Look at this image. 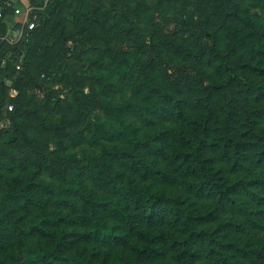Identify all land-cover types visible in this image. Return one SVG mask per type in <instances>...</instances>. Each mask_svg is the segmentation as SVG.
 <instances>
[{"label": "trees", "instance_id": "obj_1", "mask_svg": "<svg viewBox=\"0 0 264 264\" xmlns=\"http://www.w3.org/2000/svg\"><path fill=\"white\" fill-rule=\"evenodd\" d=\"M130 1L31 0L41 8L37 25L25 32L24 25L20 42L9 46L5 19L14 2L0 0V121L12 103L10 130L0 138L13 146L18 131L32 146L23 116L33 114L36 129L53 132L58 146L65 135L92 150L66 161L44 157L25 172L11 148H0V264H264V4L260 14L216 0L213 10L202 8L209 64L192 65L194 85L152 76L154 52L131 82L138 56L126 44L142 16ZM166 1L188 26L190 0ZM69 41L102 51L93 64L114 65L120 80L118 91L100 93L97 102L82 92L73 97L87 119L73 133L63 130L64 119L45 126L38 110L56 102L66 58L48 49ZM164 45L184 62L198 61L194 45Z\"/></svg>", "mask_w": 264, "mask_h": 264}, {"label": "rangeland", "instance_id": "obj_2", "mask_svg": "<svg viewBox=\"0 0 264 264\" xmlns=\"http://www.w3.org/2000/svg\"><path fill=\"white\" fill-rule=\"evenodd\" d=\"M43 1V0H42ZM51 0H44L47 3ZM224 8H235L238 10L248 9L250 12H256L257 14L263 13L262 8L264 0H254L258 2L257 6L252 7V0H216ZM102 4L107 6L109 0H101ZM130 6L139 8V12L142 16V22L138 23L134 28V32L130 35L129 41L126 44V49L137 54L133 70L129 73L131 82L136 80V76L140 71V65L152 59V52L156 54L152 59L151 75L157 77L160 81L166 80H179V82L190 81L192 84H197L198 75L196 68L192 65L199 61L209 64L208 59V43L206 37L202 34L200 27V19L202 17V8L204 6L205 11L213 10V4L211 0H208L207 4L200 3V1L190 0L187 4L186 10L190 11V22L188 26L181 24L178 18L176 10L167 3L166 0H132ZM177 6V5H176ZM41 8H33L29 15H24L23 21H18L15 25H18L16 29L13 26L11 34H8L4 40L7 45H16L20 42L22 28L25 25L24 32L33 30L38 21V17L35 13L36 10ZM38 12V11H37ZM14 14V13H13ZM111 18L115 23L122 24V13L114 11ZM73 32V30H70ZM15 35L16 40L11 41L9 36ZM114 37H117L118 32L114 30L112 32ZM164 39L173 40L174 42L181 43L187 46H195V52H198V61L190 60L188 63L182 61L178 56L166 50L164 45ZM44 44V42H42ZM73 41L67 43L52 46L48 49L49 54L53 55L58 49H62L66 53V58L63 61V66L59 68V73L56 74V79L59 83L53 88V92L56 94V102H52L47 107L39 108L40 118L45 126H52L58 123L61 119L66 120L64 124V131L73 133L82 130L87 119L82 114L75 110L72 106L73 97L79 98L81 93L83 95L94 96L97 102L100 93L107 91H118L120 86V80L114 72V65H108L105 67H97L93 63L98 62L102 58V51H97L96 48L89 47L83 48L82 45L76 46ZM75 47V50H74ZM77 53L79 60L72 58L71 51ZM71 54V55H70ZM240 58L237 53H233L230 59L233 63H237V59ZM211 67H208L210 71L213 68L214 63H210ZM58 64H56L57 67ZM83 65V67L81 66ZM208 72V71H207ZM63 73L65 75H63ZM102 77L106 78L110 84V87H106L102 82ZM37 78L44 80V74L42 71H37ZM207 82V81H206ZM7 84L11 85V82ZM112 87V88H111ZM76 92V93H75ZM197 93L200 92L198 89ZM9 97L16 98L17 93L10 89L8 92ZM53 101V100H52ZM12 106L11 101L7 102L6 110L3 111L4 119L0 121V130H10V121L7 118V113L10 112ZM100 104L95 107V111L101 110ZM28 110L35 108L34 104H31ZM25 124L28 126L29 132L33 134V145L26 144L22 136L18 131H15V137L17 143L13 146H9L7 138H0V148H11L17 158V162L23 167L25 172L34 171L35 165L33 162L41 161L44 157L52 158L57 157L59 159H66L68 156L76 153L79 150H84L86 155H91V148H85L83 145L74 147L69 139L62 135L61 146L55 143L57 136L53 132H47L40 129H36V121L33 114H27L23 116ZM42 178L49 180L51 174L49 172H43Z\"/></svg>", "mask_w": 264, "mask_h": 264}, {"label": "crops", "instance_id": "obj_3", "mask_svg": "<svg viewBox=\"0 0 264 264\" xmlns=\"http://www.w3.org/2000/svg\"><path fill=\"white\" fill-rule=\"evenodd\" d=\"M14 2V14L5 19L6 24L9 28H12L18 21H23V17L34 8L31 4V0H12Z\"/></svg>", "mask_w": 264, "mask_h": 264}, {"label": "built area", "instance_id": "obj_4", "mask_svg": "<svg viewBox=\"0 0 264 264\" xmlns=\"http://www.w3.org/2000/svg\"><path fill=\"white\" fill-rule=\"evenodd\" d=\"M43 1H44V0H43ZM8 4H9V3H7V5H8ZM27 11H28V12H26V14H25L26 16L29 15V10H27ZM1 19H2V14L0 13V20H1ZM9 38H10L11 41H15V40H16L14 34H13V35H10ZM17 69H18V67H17ZM9 109L11 110V108H9Z\"/></svg>", "mask_w": 264, "mask_h": 264}, {"label": "water", "instance_id": "obj_5", "mask_svg": "<svg viewBox=\"0 0 264 264\" xmlns=\"http://www.w3.org/2000/svg\"><path fill=\"white\" fill-rule=\"evenodd\" d=\"M16 264H20V263H16Z\"/></svg>", "mask_w": 264, "mask_h": 264}]
</instances>
